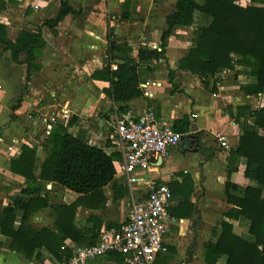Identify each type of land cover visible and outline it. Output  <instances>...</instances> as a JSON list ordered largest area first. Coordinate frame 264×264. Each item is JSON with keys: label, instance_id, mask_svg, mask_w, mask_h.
<instances>
[{"label": "crops", "instance_id": "1", "mask_svg": "<svg viewBox=\"0 0 264 264\" xmlns=\"http://www.w3.org/2000/svg\"><path fill=\"white\" fill-rule=\"evenodd\" d=\"M125 1L135 4L131 20L123 18L132 14V6H123ZM256 1L260 6L264 0ZM235 3L245 7L251 2L235 0ZM175 4L176 0H68L69 7L77 14L67 15L53 29L42 28L46 46L35 61L39 69L28 82L26 65L22 63L25 54L19 55V64L14 63L4 56V46L0 44V212L12 201L26 197L21 193L26 182L10 172V160L19 155L22 145H36L35 158L42 164L45 157L42 142L49 135L45 134V125L49 118L55 117L52 128L68 123V134L114 156L116 174L113 182L103 188L104 208H78L73 222L76 227L99 228V231L103 227H116L127 219L132 201L144 199L148 182L168 187L176 183L169 187L172 189L169 212L174 220L169 242L166 252L158 254L153 264H207L204 246L217 241L222 223L231 225V233L242 240L254 241L247 219L227 215L233 207L226 201L225 183L261 188L264 199V187L244 177L242 162L235 172H227L228 154L237 146L243 124L242 118L235 121V109L248 106L254 110L260 102L259 96L244 95L241 87L256 80L237 74L239 66L206 82L189 72L176 70L178 60L192 46L194 31L207 25L209 18L197 14L191 26L176 27L167 39L164 59L139 63L140 97L115 104L105 93L109 82L93 78L108 65L109 40L131 48L134 59L140 47L159 51L161 36L167 29L166 16L175 10ZM58 10V0H0V21L7 27V38L14 42L21 32L35 33ZM112 65L116 66L112 63L110 68ZM169 70L174 72L176 91L169 83ZM214 83L216 91H212ZM119 107L134 115L152 109L157 117L171 122L187 118L196 132L201 133L194 134L198 145L180 141L148 170H138L139 182L130 189L120 172L122 158L111 122L114 110ZM218 134L226 137L227 149L220 146ZM189 180L192 208L185 217L182 215L189 209L179 206L182 199L176 191ZM37 188L47 197L48 207L30 215L27 223L39 231L52 225L51 206L69 205L78 195L55 183L39 181ZM115 194L122 196L114 200ZM20 217L21 213L16 212L15 228ZM0 243H5L1 234ZM68 244L67 240L65 245ZM40 253L42 261L28 260L3 246L0 264H54L45 249ZM104 257H98L92 264H122ZM226 260L225 255H220L215 264H226Z\"/></svg>", "mask_w": 264, "mask_h": 264}, {"label": "trees", "instance_id": "2", "mask_svg": "<svg viewBox=\"0 0 264 264\" xmlns=\"http://www.w3.org/2000/svg\"><path fill=\"white\" fill-rule=\"evenodd\" d=\"M58 1L59 10L55 17L45 20L35 33L21 32L14 42L7 38V27L0 21L3 54L18 64L19 55L25 54L22 63L26 65L27 82L39 69L35 61L46 46L42 28L53 29L67 15L77 14L69 7L68 0ZM201 2L176 0L175 10L166 16L167 29L161 36V51L140 47L134 59L131 48L109 40L108 65L102 74L93 75V78L109 82L105 93L115 104H123L142 95L139 88L142 74L139 63L164 59L167 39L171 33L178 26H191L197 14L209 18V22L194 31L192 46L178 60L176 70L189 72L206 82L217 74L239 66L237 74L256 80L254 84L241 87L244 95H264V1L257 6L256 0H250L251 3L245 7L235 3V0ZM123 6H132V14L123 16L131 20L135 14V4L125 1ZM112 63L116 65L114 71L110 68ZM168 78L173 91H176L172 70H169ZM212 91H216L215 83ZM119 110L125 112L126 108L119 107ZM239 118L243 119V124L238 144L228 154L227 172H235L242 162L245 166L244 177L264 187V107L254 110L248 106L237 107L235 121ZM67 126L68 123L57 124L43 140L45 157L42 164L35 158L36 145H22L19 155L10 160V172L26 182V188L21 190L26 197L12 201L0 212V234L5 238L0 248L6 246L7 250L23 255L28 260L42 261L40 250L43 248L54 259L53 263L66 262L71 257L74 245L91 246L97 240L99 228H78L73 222L80 207L90 210L104 208L106 199L103 188L113 182L116 174L114 156L107 155L101 148L91 146L80 137L68 134ZM194 128V124L188 122L187 118L173 121V130L182 137L200 135ZM39 181L55 183L78 197L69 205L51 206L52 225L37 231L27 223V218L48 207L47 197L41 195L37 188ZM187 182L176 191L182 199L179 206L189 209L187 214L182 215L185 217L191 214L192 208L189 202L192 183L190 180ZM174 185L177 184L173 183L169 187ZM170 191L172 194V189ZM261 194V188L240 187L230 181L225 183V198L233 207L227 215L247 219L250 224L249 234L254 241L242 240L231 233V225L222 223V233L217 241L204 246V260L207 264H215L220 255L227 257L226 264H264V199ZM121 196L115 194L114 200ZM16 212L21 213L17 228L14 226ZM67 240L69 244L65 245ZM104 258H114L118 263L123 261L121 255L113 253Z\"/></svg>", "mask_w": 264, "mask_h": 264}, {"label": "built area", "instance_id": "3", "mask_svg": "<svg viewBox=\"0 0 264 264\" xmlns=\"http://www.w3.org/2000/svg\"><path fill=\"white\" fill-rule=\"evenodd\" d=\"M160 51V49H159ZM116 70V66H111ZM257 108L264 107V95ZM55 117L47 120L45 134H50ZM122 162L120 172L131 189L138 182V170H148L162 160L169 149L177 146L181 135L173 130V122L159 118L152 109L139 115L115 109L111 116ZM219 144L228 148L226 137L217 135ZM10 152L11 148H7ZM147 194L141 201H132L127 219L116 227H103L91 246H75L66 262L54 264H91L98 257L118 254L122 264H153L166 252L170 227L174 220L169 212L172 194L166 184L147 183Z\"/></svg>", "mask_w": 264, "mask_h": 264}, {"label": "water", "instance_id": "4", "mask_svg": "<svg viewBox=\"0 0 264 264\" xmlns=\"http://www.w3.org/2000/svg\"><path fill=\"white\" fill-rule=\"evenodd\" d=\"M181 141H190L191 144L194 143L196 146L198 145V138L195 137L194 135H188L186 137H181ZM196 151H197V149L195 148L194 152H196Z\"/></svg>", "mask_w": 264, "mask_h": 264}]
</instances>
